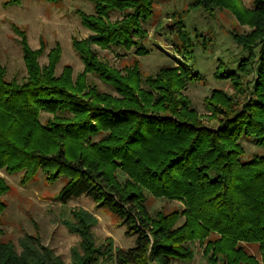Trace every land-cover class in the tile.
<instances>
[{
    "label": "trees",
    "instance_id": "trees-1",
    "mask_svg": "<svg viewBox=\"0 0 264 264\" xmlns=\"http://www.w3.org/2000/svg\"><path fill=\"white\" fill-rule=\"evenodd\" d=\"M89 1L93 13L80 16L90 35L72 41L84 65L76 77L70 66L56 74L59 46L40 64L44 45L32 49L25 33L13 29L26 75L8 80L0 62V173L20 175L23 187L39 175L61 180L58 203L87 196L135 237L125 250L114 248L110 238L106 247H97L96 217L74 210L62 221L80 237L71 264H186L194 259L197 242L206 264H264V157L244 160L240 144L249 137L264 145V0H255L252 9L240 0H194L193 8L206 12L228 9L250 29L232 37L246 53L239 71L257 76L252 97L239 109L237 96L213 91L206 107L216 127L204 125L183 95L193 78L186 65L144 77L138 61L120 70L99 57L97 48L147 54L141 42L148 37L144 25L153 16L154 0ZM184 29L179 26L177 37L192 46ZM89 75L113 93L99 91ZM233 88L245 93L238 82ZM11 189L0 175V264H65L39 236L24 235L17 244L3 239V197ZM148 196L179 202L181 208L153 217Z\"/></svg>",
    "mask_w": 264,
    "mask_h": 264
},
{
    "label": "rangeland",
    "instance_id": "rangeland-1",
    "mask_svg": "<svg viewBox=\"0 0 264 264\" xmlns=\"http://www.w3.org/2000/svg\"><path fill=\"white\" fill-rule=\"evenodd\" d=\"M11 0H0V62L7 69V79L21 80L25 77V67L19 37L13 31L15 27L23 31L28 44L34 50L44 45L40 64L47 63L48 53L59 46L62 50L61 60L56 66V74L70 66L73 75L80 74L84 65L76 53L72 41L84 40L90 33L83 27L80 13L92 14L94 9L89 0H61L49 3L44 0H22L20 4L9 3ZM255 0H240V5L252 9ZM194 0H154V13L144 25L148 33L147 40L141 44L147 50L146 55L136 56L135 49H100V59L112 67L122 70L138 61L142 76L158 75L165 67L186 65L193 77L186 84L183 95L191 102L202 117L204 125L216 127L207 112L206 100L213 91H223L237 96L241 108L251 99L253 83L257 76L252 73L249 78L239 71L246 53L233 40L232 34L243 35L249 27L241 24L228 9L216 8L213 12L193 8ZM118 16H113L115 20ZM172 26L171 29L169 27ZM179 26L185 27L190 36L192 46L182 45L177 37ZM233 74H236L234 77ZM88 81L101 92L113 93V89L94 75ZM234 82L242 85L245 93L236 94ZM42 116V121L46 118ZM220 118V117H218ZM240 144L244 148V160L264 157V145H257L253 138L242 137ZM11 186V192L3 197L7 209L3 216L4 240L17 244L24 235L39 236L42 243L52 249L65 264H71V251L78 248L80 237L70 233L62 221L68 219L71 212L83 209L94 215L97 225L92 229L99 247L113 240V247L128 249L134 246L135 237L127 236V227L110 210L97 205L87 196L72 199L66 205L56 201L63 186L61 180L48 182L43 175L28 186L20 185V175L0 173ZM123 180V175H119ZM149 214L155 216L159 211L170 212L181 208L179 202H168L163 199L147 197ZM151 240L153 237L150 236ZM195 257L186 264H206L202 255L203 247L199 243L193 245ZM255 253V248H250ZM149 264H156L150 262Z\"/></svg>",
    "mask_w": 264,
    "mask_h": 264
},
{
    "label": "water",
    "instance_id": "water-1",
    "mask_svg": "<svg viewBox=\"0 0 264 264\" xmlns=\"http://www.w3.org/2000/svg\"><path fill=\"white\" fill-rule=\"evenodd\" d=\"M171 28H172V26L169 27V29H171Z\"/></svg>",
    "mask_w": 264,
    "mask_h": 264
}]
</instances>
